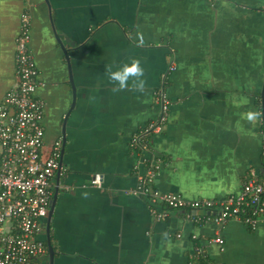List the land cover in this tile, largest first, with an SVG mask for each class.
I'll list each match as a JSON object with an SVG mask.
<instances>
[{
    "label": "crops",
    "instance_id": "0c3cea01",
    "mask_svg": "<svg viewBox=\"0 0 264 264\" xmlns=\"http://www.w3.org/2000/svg\"><path fill=\"white\" fill-rule=\"evenodd\" d=\"M50 1L55 30L70 51L75 107L66 117L69 71L44 0H0V101L17 82L15 40L27 12L29 47L44 82L36 95L46 103V145L62 139L66 117L61 172L67 176L52 181L53 264H206L194 257L198 243L217 264H264V223L251 229L228 220L220 251L208 246L218 227L213 220L183 223L189 219L182 208L165 207L158 219L152 208H159L134 193L142 154L130 143L158 116L153 93L167 73V119L149 138L153 155L163 156L153 188L187 201L220 199L238 194L252 172L264 178V0ZM132 59L144 68V89L130 81L114 91L108 69ZM248 112L256 114L252 121L244 118ZM96 173L100 188L90 184ZM40 260L28 264H48Z\"/></svg>",
    "mask_w": 264,
    "mask_h": 264
},
{
    "label": "built area",
    "instance_id": "2783aa9c",
    "mask_svg": "<svg viewBox=\"0 0 264 264\" xmlns=\"http://www.w3.org/2000/svg\"><path fill=\"white\" fill-rule=\"evenodd\" d=\"M30 31V16L25 12L15 40L17 82L0 101V264H28L47 252L38 233L50 207L52 181L61 155V139L55 140L49 147L44 141L43 103L36 95L38 71L29 47ZM173 68L171 65L168 73ZM164 78L165 74L162 75ZM154 102L159 107L158 116L134 133L130 140L139 154H150L143 160L145 170L138 171L134 193L146 197L159 208H152L158 219L166 216V210H162L165 207L187 209L186 218L197 224L213 220L218 227L216 236L209 243L218 244L222 251L224 241L220 229L228 220H241L251 229L264 222V178L260 179L252 172L238 194L220 199L187 201L153 188L157 165L153 163L149 138L162 132L167 119L170 102L163 86L155 91ZM91 184L99 187L101 174H94ZM199 208L215 212L212 216L191 214ZM176 235L180 237L179 233ZM192 237L196 239V235ZM204 248V244L198 243L194 257L205 258L206 264H217L206 258Z\"/></svg>",
    "mask_w": 264,
    "mask_h": 264
},
{
    "label": "water",
    "instance_id": "95a60500",
    "mask_svg": "<svg viewBox=\"0 0 264 264\" xmlns=\"http://www.w3.org/2000/svg\"><path fill=\"white\" fill-rule=\"evenodd\" d=\"M50 0H44V2L46 3V5H47V8H48V15H49V20H50V24H51V27H52V29H53V32H54V35H55V39H56V41H57V43L59 44V46H60V48L62 49V51H63V55L65 56V59H66V62H67V66H68V71H69V82H70V84H71V87H72V101H71V105H70V108H69V110H68V112H67V115H66V117L69 115V113H70V111L75 107V102H76V98H77V88H76V84H75V81H74V78H73V73H72V64H71V59H70V51H69V49H66L65 48V40L64 39H62L59 35H58V33H57V30H55V27L53 26V19H52V14H51V11H50V7H51V4H50V2H49ZM262 115H263V121H264V92L262 91ZM66 117H64V119H63V122H62V127H61V134H62V144H63V146H62V150H61V155H60V159H59V168H58V170L56 171V174H55V179H56V181L57 182H59V180H60V177L63 175V173L61 172L62 171V167H63V165H64V163H63V153H64V147H65V141H66ZM264 123V122H263ZM46 144V143H45ZM49 145V144H48ZM48 145H46V146H48ZM50 146V145H49ZM48 146V147H49ZM264 154V147H263V151H262V155ZM150 156V154L149 153H145V154H143L141 157H139V160H138V168L140 169L139 171L140 172H142L141 170H145V168H144V162H143V160H144V158L145 157H149ZM154 160H153V163L154 164H156L157 165V167H158V173H156L155 174V176H154V179H153V182H155V178H156V176L159 174V171L161 170L160 168H161V165L163 164V156L160 154V152L158 153L157 152V154H156V152H155V154H154ZM157 158H159V159H161L162 161L159 163V165H158V162H156V159ZM262 170H264V169H262ZM261 173H263L262 171H261ZM67 175H63V177L65 178ZM93 178V177H92ZM92 180V179H91ZM101 181H102V175H101ZM90 184H91V181H90ZM92 185V184H91ZM101 187V184H100V186L99 187H97V188H100ZM55 200H56V193H54L53 194V196H52V201H51V204H50V208H49V212H48V214L42 219V221H43V223L45 224H47V228L48 227H50V221H51V217H52V213H53V209H54V205H55ZM147 203L148 204H150V202L149 201H147ZM183 213L185 214V215H187V210L186 209H183ZM191 214H196V210H193V213H191ZM185 222H190V223H192V224H194V222L192 221V220H186V219H184L183 220V223H185ZM260 223H264V222H259L258 224H257V226L260 224ZM247 225V224H246ZM169 233L170 234H173V233H175V232H173V231H171V230H169ZM194 234V233H193ZM187 236V235H186ZM190 236H191V234H189V238H190ZM184 236H183V234H181V236H180V239H182ZM37 239V238H36ZM179 239V240H180ZM41 240V239H40ZM215 244V246L217 245L218 247H219V245L218 244H216V243H214V242H210L209 243V245L208 246H212V245H214ZM44 255H46V257L48 258V264H53V259H54V250H53V247H52V245H51V243H50V241L49 240H47V253L46 254H44ZM40 258H41V256L40 257H36L35 259H37L38 261H40L41 263L43 262V260H40ZM215 263H218V260L216 259V261H215Z\"/></svg>",
    "mask_w": 264,
    "mask_h": 264
},
{
    "label": "clouds",
    "instance_id": "9594fccd",
    "mask_svg": "<svg viewBox=\"0 0 264 264\" xmlns=\"http://www.w3.org/2000/svg\"><path fill=\"white\" fill-rule=\"evenodd\" d=\"M107 75L110 81L114 84L115 90H124L129 87V82L138 90H143L145 86L144 68L139 59H132L128 63L121 64L116 70L108 69ZM255 113L248 112L245 114V119L252 121L255 118Z\"/></svg>",
    "mask_w": 264,
    "mask_h": 264
},
{
    "label": "flooded vegetation",
    "instance_id": "af4514ba",
    "mask_svg": "<svg viewBox=\"0 0 264 264\" xmlns=\"http://www.w3.org/2000/svg\"><path fill=\"white\" fill-rule=\"evenodd\" d=\"M50 2V4H51V1H49ZM50 9H52V4H51V7H50ZM29 14V13H28ZM52 15H53V13H52ZM30 16V15H29ZM109 16H107L106 18H108ZM52 21H53V26L55 27V19H54V15L52 16ZM30 20H31V17H30ZM49 22H50V20H49ZM126 34L128 35V32H126ZM62 50V49H61ZM62 53H63V51H62ZM35 65H36V63H35ZM171 65H169V67H170ZM169 67H168V69H169ZM174 67V66H173ZM36 68H37V66H36ZM37 71H38V74H37V81H38V84H37V86H36V91H37V88L40 86V85H44V82L43 81H41L40 80V78H39V70H38V68H37ZM166 75V74H165ZM167 78V77H166ZM166 78H164V79H162L161 80V84H160V86L159 87H161V86H164L166 83H167V80H166ZM263 83H262V89H261V93H262V91L264 92V78H263V81H262ZM156 89H158V88H156ZM260 93V96H261V99H262V94ZM154 94H155V91H154V93H153V97H154ZM37 97H39L40 99H41V101H42V103H43V111H44V113H45V109H46V103H45V101H44V99L43 98H41L40 96H38L37 95ZM263 100V99H262ZM261 100V101H262ZM259 106L261 107V104H259ZM262 117V121H263V115L261 116ZM264 122V121H263ZM263 126H264V123H263ZM62 146H63V144H62V139H61V150H62ZM50 208V207H49ZM48 212H49V210H48ZM48 214V213H47ZM38 238L39 239H41L43 242H44V245H45V247H46V251H47V240H49L50 241V243H51V245H52V241H51V238H52V236H51V231H50V227H48L47 228V224L45 223H43L41 226H40V228H39V233H38ZM47 252H45L44 254H46ZM42 255V257L43 256H45V260H46V262L48 261V258L46 257V255Z\"/></svg>",
    "mask_w": 264,
    "mask_h": 264
},
{
    "label": "trees",
    "instance_id": "16d2710c",
    "mask_svg": "<svg viewBox=\"0 0 264 264\" xmlns=\"http://www.w3.org/2000/svg\"><path fill=\"white\" fill-rule=\"evenodd\" d=\"M260 110L262 111V106L260 107ZM261 116H262V112H261ZM260 176H262V173L260 174ZM263 198H264V194H263ZM201 259L204 260V261L206 260L205 258H201Z\"/></svg>",
    "mask_w": 264,
    "mask_h": 264
}]
</instances>
